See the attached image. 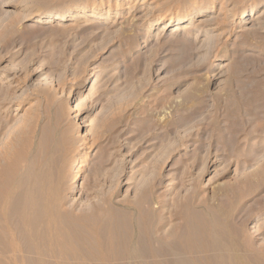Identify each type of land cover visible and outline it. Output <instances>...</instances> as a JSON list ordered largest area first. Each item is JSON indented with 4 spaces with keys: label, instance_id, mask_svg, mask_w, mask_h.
I'll return each mask as SVG.
<instances>
[{
    "label": "rangeland",
    "instance_id": "1",
    "mask_svg": "<svg viewBox=\"0 0 264 264\" xmlns=\"http://www.w3.org/2000/svg\"><path fill=\"white\" fill-rule=\"evenodd\" d=\"M44 196L54 220L30 233ZM0 247V264H264V0H0Z\"/></svg>",
    "mask_w": 264,
    "mask_h": 264
},
{
    "label": "bare ground",
    "instance_id": "2",
    "mask_svg": "<svg viewBox=\"0 0 264 264\" xmlns=\"http://www.w3.org/2000/svg\"><path fill=\"white\" fill-rule=\"evenodd\" d=\"M81 9H80V11L76 14V15H78V14H80V13H84V12H86V11H88V9H87V7L86 6H84V7H80ZM211 11V7L210 6H205V7H203V8H201L199 11H198V15L199 16H201V15H204V14H208L209 12ZM253 12H254V9L251 7L250 9H248V10H246V11H244L243 12V16L241 17V20H244L247 16H251L252 14H253ZM195 12L194 11H191L190 9H189V11H187V12H185L184 13V15H182V16H180L179 18H177V19H175V18H173V17H170V19H169V21L167 22V23H164V24H162L161 26H162V30L163 31H166V30H168V28L169 27H177V28H180V27H182V25L183 26H185V29H188V28H191L190 27V25L189 24H186V22L188 21V20H190V18L192 17V14H194ZM66 12L65 11H63V10H61V9H53V10H51L49 13H47L46 14V18H47V20H49V21H54V20H59V19H64L65 17H66ZM75 15V16H76ZM38 16H39V14H38ZM40 16H43V14L42 13H40ZM166 20V19H165ZM49 24V23H48ZM72 100V96L70 95V97H69V104H68V110H69V113H71V114H73V113H76L77 112V108H76V106L74 105V102L73 101H71ZM80 121H82V123L81 124H79V122ZM90 122V120L88 119V115H85V116H83V118L81 119V120H79L76 124H75V129H76V132L77 133H79L80 135V137L83 139V141H85L86 139H87V137H89L90 135H92V132L90 131V129H89V127L91 126V124L89 123ZM18 156V155H17ZM82 157H83V155L82 154H80L79 156H78V162H81L82 161ZM19 162V161H18ZM28 170V169H27ZM36 170V169H35ZM34 170V171H35ZM23 175V174H22ZM38 175V174H37ZM41 175V174H40ZM28 176V175H27ZM80 176V175H79ZM29 177H30V175H29ZM44 177V176H43ZM14 182V181H13ZM12 182V183H13ZM15 186V185H14ZM79 186V185H78ZM16 188V187H15ZM14 188V189H15ZM7 192V196L5 197V193H4V198H8V197H10L11 195H12V193H13V189H12V187H11V190L10 189H8V190H6ZM40 194V193H39ZM43 194V193H42ZM31 196V195H30ZM29 196V197H30ZM41 196V195H40ZM43 196V195H42ZM28 197V198H29ZM32 197V196H31ZM36 197V196H35ZM40 198H42V199H40L38 202L37 201H35L36 202V204H35V211H36V213L37 214H34L35 216L33 217V218H31V221L29 220V222H27V223H29V225L30 226H32V227H30V226H28V224H27V226L29 227V232H30V228H32V230H36L37 228V225L36 224H38V221L37 220H39V219H42V221H44L45 223H47L48 221H53L54 220V217H48V216H46V214L44 213V211L46 210V209H48V207H49V203H48V201H46L47 199V197L45 198V196L44 197H40ZM33 199V198H32ZM30 200V205L34 202L33 200H35V199H33V200ZM5 200V199H4ZM50 200V199H49ZM51 202V201H50ZM24 203H27V202H24ZM24 203H23V206H24ZM29 204V203H28ZM29 205V206H30ZM52 205V204H51ZM27 206V205H26ZM56 206V205H55ZM56 208V207H55ZM50 209V208H49ZM33 211V209L32 208H28L27 210H24V215H25V213H32V212H30V211ZM23 211V210H22ZM21 211V209H18L17 210V212H22ZM22 213V214H23ZM34 213V212H33ZM26 216V217H25ZM24 217H25V219L28 217V216H31L30 214H26ZM46 216V217H45ZM27 220V219H26ZM56 220V219H55ZM6 226H7V224H6ZM36 226V227H35ZM36 228V229H35ZM28 229V228H27ZM9 236L11 237L10 239H12V244H11V240L9 239V243L11 244V247H10V244H9V246L8 247H10V249L8 248V250H5L6 248H3L5 251H8V252H21L20 251V249H19V242H18V238L16 237V231L14 230V229H12V228H9ZM27 231V230H26ZM31 233V232H30ZM4 247V246H3ZM7 247V246H6ZM0 249H2L1 247H0ZM4 250H0V251H4ZM4 251V252H5ZM162 252H166L165 251V249L162 251Z\"/></svg>",
    "mask_w": 264,
    "mask_h": 264
}]
</instances>
